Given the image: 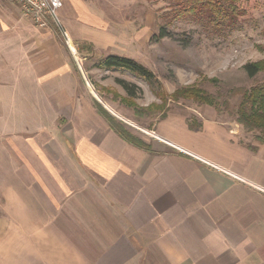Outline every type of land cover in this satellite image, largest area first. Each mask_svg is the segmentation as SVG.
<instances>
[{"label": "crops", "instance_id": "crops-1", "mask_svg": "<svg viewBox=\"0 0 264 264\" xmlns=\"http://www.w3.org/2000/svg\"><path fill=\"white\" fill-rule=\"evenodd\" d=\"M62 2L72 41L95 43L104 8ZM82 83L0 0V264H264V145L235 118L168 113L137 146Z\"/></svg>", "mask_w": 264, "mask_h": 264}, {"label": "rangeland", "instance_id": "rangeland-1", "mask_svg": "<svg viewBox=\"0 0 264 264\" xmlns=\"http://www.w3.org/2000/svg\"><path fill=\"white\" fill-rule=\"evenodd\" d=\"M93 1L106 11L105 17L98 19L104 31L100 32L102 36H93L95 43L74 41L76 57L60 32L47 31L56 35L73 68L80 70L82 85L89 95L145 141L153 140L151 130L157 129L156 123L165 112L198 121L231 120L234 118L231 110L240 100V95H231L232 89L264 82V69L255 77H249L243 70L247 62H264V0H244L241 5L247 15L242 27L227 34L215 33L189 16L176 19L168 26L170 35L157 41L153 36L167 19L170 8L167 1ZM105 26L109 28L106 34ZM110 54L130 57L143 64L155 75L153 81L128 70L96 66ZM121 79L136 84V97L130 98L118 81ZM187 89H200L218 97L221 108L229 100L230 111H218L187 96L184 93ZM247 133L249 141L258 142L254 133Z\"/></svg>", "mask_w": 264, "mask_h": 264}, {"label": "trees", "instance_id": "trees-1", "mask_svg": "<svg viewBox=\"0 0 264 264\" xmlns=\"http://www.w3.org/2000/svg\"><path fill=\"white\" fill-rule=\"evenodd\" d=\"M168 2L169 10L166 12V21L159 26V30L154 34V41L160 40L170 35L168 26L176 19L181 17H192L201 23L207 29L219 34H227L228 32L241 28L243 18L247 15V10L241 4L244 0H165ZM99 68L109 70H128L135 73L148 81H153L155 75L146 66L139 63L133 58L110 54L102 58L96 64ZM264 69V62H247L243 65V70L249 77H255ZM119 83L127 91L131 97H136L137 86L126 82V80H118ZM184 90V89H183ZM184 92L187 96L197 99L201 102L210 104L217 108L218 111H230V101L224 102V108H221L219 98L207 95L200 89H187ZM231 95H240V100L231 110L234 118L243 126L247 132L255 134V140L264 144V82L255 83L250 88H233ZM136 107L133 101L128 100ZM95 102L98 111L108 120L111 127L125 140L137 146L151 149V144L146 143L144 139L132 133L124 122L119 120L109 111H107L100 103ZM164 113L160 119L167 116ZM189 126L193 129H200L202 124L194 117L188 118ZM250 148L256 150L257 147L249 145Z\"/></svg>", "mask_w": 264, "mask_h": 264}, {"label": "built area", "instance_id": "built-area-1", "mask_svg": "<svg viewBox=\"0 0 264 264\" xmlns=\"http://www.w3.org/2000/svg\"><path fill=\"white\" fill-rule=\"evenodd\" d=\"M23 14L29 18L37 28L42 30L56 29L60 32L76 57V47L68 35L61 16L62 0H18Z\"/></svg>", "mask_w": 264, "mask_h": 264}]
</instances>
